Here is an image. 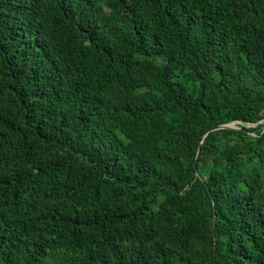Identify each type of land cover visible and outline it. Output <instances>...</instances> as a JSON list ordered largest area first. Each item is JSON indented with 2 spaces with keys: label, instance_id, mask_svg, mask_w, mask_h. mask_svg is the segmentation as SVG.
Instances as JSON below:
<instances>
[{
  "label": "trees",
  "instance_id": "16d2710c",
  "mask_svg": "<svg viewBox=\"0 0 264 264\" xmlns=\"http://www.w3.org/2000/svg\"><path fill=\"white\" fill-rule=\"evenodd\" d=\"M0 264H264V0H0Z\"/></svg>",
  "mask_w": 264,
  "mask_h": 264
},
{
  "label": "water",
  "instance_id": "95a60500",
  "mask_svg": "<svg viewBox=\"0 0 264 264\" xmlns=\"http://www.w3.org/2000/svg\"><path fill=\"white\" fill-rule=\"evenodd\" d=\"M225 128L238 129L237 127H235V124L223 125V126L219 127V129H225Z\"/></svg>",
  "mask_w": 264,
  "mask_h": 264
}]
</instances>
